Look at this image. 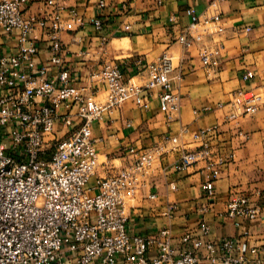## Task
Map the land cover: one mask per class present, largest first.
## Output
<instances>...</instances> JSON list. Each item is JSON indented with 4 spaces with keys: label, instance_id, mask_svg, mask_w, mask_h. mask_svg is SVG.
I'll return each instance as SVG.
<instances>
[{
    "label": "built area",
    "instance_id": "2783aa9c",
    "mask_svg": "<svg viewBox=\"0 0 264 264\" xmlns=\"http://www.w3.org/2000/svg\"><path fill=\"white\" fill-rule=\"evenodd\" d=\"M226 1L212 0L202 15L188 8L192 24L177 39L185 52L199 48L208 74L220 71L222 50L206 46L204 38L221 31L220 6ZM66 2L46 0V11L33 15L28 13L30 0H0V42L16 41L14 52L0 53V264H264V246L248 248L235 237H213L205 217L199 236L188 231L175 238L170 228L150 236L130 232V204L138 192L152 186L147 182L150 173H180L202 165L201 188L214 200L216 182L231 156L219 155L211 145L217 127L193 134L182 130L152 147L131 148L133 159L127 166L98 176L94 124L108 113L111 124L124 122L130 128L132 122L122 116L125 103L133 100L141 106L145 95L153 94L168 119L179 115L182 94L176 81L183 75H175L174 58L164 52L145 65L144 84L125 80L114 61L102 63L87 82L73 84L66 65L69 50L60 35L74 26L84 27L85 21ZM98 6L105 9L107 1L99 0ZM92 24L96 32L103 31L99 17ZM38 32L49 43V64L36 60ZM107 43L101 37V44ZM255 78L250 69L241 79L250 84ZM94 82L106 86L102 95ZM230 97L228 120L256 115L264 106V95L252 91L237 90ZM224 107L204 106L194 115ZM174 151L179 152L178 161L164 167L162 158ZM169 190L175 192L176 183H170ZM148 199L156 201L158 196ZM177 210L169 204L163 215L174 220ZM200 210L206 216L210 208ZM224 215L240 226L243 220L264 217V206L237 197L226 203Z\"/></svg>",
    "mask_w": 264,
    "mask_h": 264
},
{
    "label": "crops",
    "instance_id": "0c3cea01",
    "mask_svg": "<svg viewBox=\"0 0 264 264\" xmlns=\"http://www.w3.org/2000/svg\"><path fill=\"white\" fill-rule=\"evenodd\" d=\"M45 1L30 0L28 13L43 14ZM106 1L105 9L99 8V0H68L64 4L75 9L85 21L84 27L74 26L73 31H63L60 35L69 50L66 65L72 71L73 84L87 82L107 61L120 66L125 80L144 84L147 82L145 65L166 52L174 58L175 75H183L181 81H176L182 94V109L179 115L168 119L153 94L145 95L141 106L133 100L125 103L122 116L132 122L130 128L124 122L111 124L110 116L105 113L103 121L93 126L99 161L104 160L97 175L105 176L127 166L133 159L129 154L131 148L152 147L165 137L179 135L182 130L193 134L217 127L210 139L211 145L219 155L231 156L216 182L214 200H209L201 188L202 165L180 173H150L147 182L152 186L138 192L130 204V232L150 236L170 228L175 238L188 231L199 236V224L205 217L213 227V237H235L248 248L264 246V217L252 222L243 220L236 226L224 215L226 203L237 197L245 196L264 206V106L256 115L226 119L232 113L228 105L232 92L244 90L264 95V0H229L221 4V31L204 38L206 46L222 50L221 69L217 74L207 73L198 47L185 52L177 42L192 24L186 10L191 7L197 15H202L212 0H161V3L137 0L129 5L126 0ZM63 17H68V11L63 12ZM98 17L104 23L102 32H96L92 24ZM38 37L40 52L36 60L39 64H49V43L42 32H38ZM101 37L108 40L105 46L101 44ZM0 43H5L0 46V53L14 52V39ZM250 69L256 72V78L244 84L242 74ZM93 86L99 95L106 88L102 82H94ZM219 103L225 104L219 111L194 115L195 110ZM194 147L189 145V149ZM178 159L179 152L174 151L162 158V164L167 167ZM94 182L95 179L91 185ZM170 183H176L175 192L169 190ZM151 194H157L158 200H149ZM169 204L178 207L174 220L163 215ZM202 207L210 208L206 216L200 210ZM260 258L264 261V253Z\"/></svg>",
    "mask_w": 264,
    "mask_h": 264
},
{
    "label": "rangeland",
    "instance_id": "374dc122",
    "mask_svg": "<svg viewBox=\"0 0 264 264\" xmlns=\"http://www.w3.org/2000/svg\"><path fill=\"white\" fill-rule=\"evenodd\" d=\"M133 83H138V81H136V80H133L132 81ZM104 160L103 159H101L99 162L101 163V162H103Z\"/></svg>",
    "mask_w": 264,
    "mask_h": 264
}]
</instances>
